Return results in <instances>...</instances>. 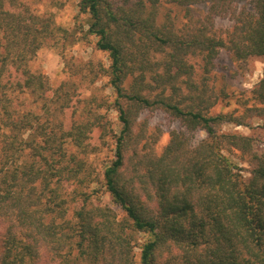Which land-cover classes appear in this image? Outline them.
<instances>
[{
  "label": "trees",
  "instance_id": "1",
  "mask_svg": "<svg viewBox=\"0 0 264 264\" xmlns=\"http://www.w3.org/2000/svg\"><path fill=\"white\" fill-rule=\"evenodd\" d=\"M172 1L188 13L210 1L209 12L180 26L160 16L161 0L80 1L88 32L111 61L120 126L102 182L126 213L118 219L110 205L92 200L96 180L80 157L94 124L82 117L67 127L44 115L63 99L47 96L48 76L30 66L55 35L51 18L0 0V264H135V233L148 235L141 264H264V148L223 130L251 118L264 128V78L236 96L209 84L223 49L233 61L264 56V0L244 7L245 0ZM223 15L234 22L225 31L215 27ZM232 100L234 110L212 112ZM156 109L206 137L193 144L174 130L162 153L147 150L135 124ZM237 151L248 156L247 174L233 160Z\"/></svg>",
  "mask_w": 264,
  "mask_h": 264
},
{
  "label": "rangeland",
  "instance_id": "2",
  "mask_svg": "<svg viewBox=\"0 0 264 264\" xmlns=\"http://www.w3.org/2000/svg\"><path fill=\"white\" fill-rule=\"evenodd\" d=\"M81 0H7V7L17 12H26L41 16L42 19L51 18L54 29V37L47 45L42 47L30 66L32 70H42L49 78L50 90L47 96L60 95V99L51 107V111L44 110V115L58 116L67 127L87 117L93 125L88 131V152L81 153L88 166L90 180H96L92 186L96 187L92 200L110 205L117 211L118 219H124L126 213L113 202L112 196L103 185L104 166L114 158L115 137L114 131L120 126L119 113L114 106L116 97L107 74L110 66L109 53L97 46L98 37L88 32L87 13L80 10ZM160 16L170 15L175 18L180 26L193 24L198 19H204L210 7V1L192 4V12L188 13L186 6L179 5L172 0H161ZM245 0L240 7L248 6ZM229 15L217 16L215 27L225 31L233 25ZM198 73H201L200 58L193 60ZM264 78V56H252L246 60L233 61L227 50L223 49L216 59L211 72L209 84L215 86L220 93L222 87L231 95H237L241 90L250 91ZM228 85V86H227ZM64 93H69L67 100ZM63 100V101H62ZM230 107L222 108L221 103L212 112L221 109L232 111L237 107L232 100ZM64 107L59 112H53L56 105ZM238 114L244 113V107H240ZM51 116V118H53ZM101 116V117H99ZM96 117L99 120H96ZM249 125L227 124L223 130L237 132L252 138L255 148H264V128L259 118L248 119ZM105 124L107 129L104 130ZM135 130L144 131L143 144H147V150H153L160 154L168 145L174 130H185L193 144L206 137L204 130L189 132L181 122L171 117L163 110H145L140 113ZM109 132V133H108ZM106 133V135H104ZM108 134V135H107ZM147 142V143H146ZM233 160L238 163L243 172L247 174L251 169L248 156L238 152L232 154ZM145 233L134 234L133 254L135 264H141L140 245L147 240Z\"/></svg>",
  "mask_w": 264,
  "mask_h": 264
}]
</instances>
